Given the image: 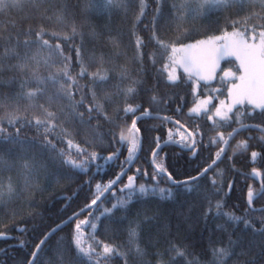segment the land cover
<instances>
[{"label":"snow or ice","instance_id":"6c2138e0","mask_svg":"<svg viewBox=\"0 0 264 264\" xmlns=\"http://www.w3.org/2000/svg\"><path fill=\"white\" fill-rule=\"evenodd\" d=\"M114 14L129 26L128 45L126 34L112 26ZM0 17V177L24 161L23 188L34 195L46 191L38 181L41 172L51 184L72 174L87 175L94 165L100 170L104 165L97 161L109 164L119 159L122 148L127 152L115 178L94 189L91 179L84 181L91 199L85 194L84 206L46 233L26 264H41L42 254V264H153L150 255L155 264H264V206L256 207L264 200V171L252 167L246 173L236 167L237 156L252 163L264 159V0H0ZM104 17V24L93 22ZM52 23L61 30L50 31ZM140 25L147 37L140 34ZM199 28L206 39L183 43ZM150 46L153 51L145 52ZM228 58L233 66L222 69L221 61ZM218 75L222 86L211 88ZM182 84L190 88V106L189 94L175 91ZM149 119L169 126L164 145L188 153L189 162L209 153L203 166L193 169L195 175L181 180L168 170L160 157L161 137L151 147L152 138L145 134L152 129L142 133L138 126ZM252 130L262 135L232 144ZM145 139L152 171L143 170L145 182L137 184V167L117 196L115 186L126 167L131 170ZM104 144L116 146L106 157L96 150ZM226 174L233 178L226 180ZM237 176L253 181L236 205L243 206L241 215L225 210ZM162 180L165 187H160ZM110 192L113 202L101 210ZM21 195L11 175L7 182L0 178V211H8ZM153 200L179 202L176 216L184 223L200 209L195 219L209 234L200 254L205 259H189L186 248L169 239L167 224L142 246L141 233L161 215L159 207H143ZM133 204L142 205L134 215ZM11 212L17 214L15 208ZM73 220L69 235L49 245L51 236ZM102 226L105 236L126 232L125 241L98 238ZM0 238L9 237L0 232ZM18 247L28 244L21 241ZM168 253L174 255L165 261Z\"/></svg>","mask_w":264,"mask_h":264},{"label":"trees","instance_id":"16d2710c","mask_svg":"<svg viewBox=\"0 0 264 264\" xmlns=\"http://www.w3.org/2000/svg\"><path fill=\"white\" fill-rule=\"evenodd\" d=\"M151 2V0H150ZM151 12V9H150ZM13 15H19L17 13H13ZM3 19V17H0ZM148 19H151V15H149ZM98 22L100 24H104L106 22V17L104 18H97V20L93 21ZM112 26L114 28H119L122 30L126 35L124 38V44H129V38L127 36V32L129 30V26L126 23H123L119 16L113 15L112 17ZM147 23V20L145 21ZM222 23V21H221ZM143 25H140V34L144 37H147L149 33L142 31ZM185 27L191 28L192 25H185ZM50 31H60V26L55 23H52L49 26ZM231 31V29H228ZM205 30L203 28H199L198 31H195L191 34L189 39H185L183 43H188L192 41H196L199 39L206 38L204 34ZM208 35L212 34H219V32H212L209 31ZM56 41H53L55 43ZM79 40L77 39V43ZM88 48L91 45H87ZM107 51V49H106ZM123 51V48L121 49ZM153 49L148 47L145 49V52H151ZM128 56L132 55V47L129 46L127 49ZM74 56V53H72ZM119 62L121 64L125 63V59L123 56L120 57ZM233 61L231 59L223 60L221 63L222 69L233 66ZM78 70V69H77ZM95 70V69H92ZM181 75H183V71H179ZM221 85L220 79H215L213 82L210 83V87L213 88L214 86ZM163 91V89H162ZM175 91L179 92L180 95H184L188 93V100L189 106L191 102V95H190V88L184 87L182 84L179 89ZM203 91V88L201 89ZM226 94V88L224 89ZM175 107V105H173ZM185 112H187V108H185ZM164 113H161L163 115ZM0 115H3V112L0 111ZM155 115V114H154ZM183 119V118H182ZM131 120L129 118L128 123ZM245 122H252V121H245ZM204 123L203 121L201 122ZM142 129V133L144 129L151 128L150 133H146L145 135H150L152 138L151 147H155V137H161V143L167 139L168 134V127L169 126H162L161 121L157 119H149L146 122L142 121L138 125ZM235 126V125H233ZM103 131V129H101ZM205 132L207 133V127H205ZM175 131V128H173ZM32 133H29L31 135ZM210 135V133H207ZM255 136L259 137L262 135L261 132L252 130L251 132H243L241 135L237 136L235 140L232 141V144L235 143L246 137V136ZM207 139V136H206ZM255 141L253 144L255 145ZM116 146L108 147L107 144L101 145L96 150L100 152L102 157H106L111 151H115ZM163 151L160 152V157L164 158L163 162L165 166L168 168L170 172H172L177 179H185L187 175H195L196 172L193 171L194 168L199 164L203 166L205 160L207 159L209 153L207 151L201 152V155L191 162L188 160V153H181L180 149L175 145L162 144ZM91 150V149H90ZM246 153L245 156L250 155ZM254 150L259 151V148L256 147ZM215 149H212L214 152ZM150 145L149 141L145 139L143 150L138 154V159L134 164L130 166L131 170L126 172V175L123 176V179L117 186L122 185L125 183V179L127 175L133 174L135 169L139 167L141 169V173L139 174V178L137 180V184L145 182V177L143 176V170L147 169L149 173H151L152 169L150 167ZM228 154H232V149H228ZM127 155L126 147L121 149V154L119 155V159L114 160L109 164H104L103 160L97 161L98 164L104 165V167L100 170L96 168L94 165L91 171L87 174H72L71 179H60L58 182H52L49 184L45 179L44 174H41L38 177V181L41 187H46V191L44 192H36L32 195L28 190L23 188L24 180L22 176V165L24 161H18L17 166L13 169L11 173L4 172L2 174V179L7 182V178L11 175L12 180L17 186L22 190V195L18 200L14 199L12 203L9 205L8 211H0V232H4L7 235H10L8 239L0 238V264H20L21 260L25 261L27 257H30L31 251L35 248V244L39 242L43 236L53 228L55 225L59 224L60 222L64 221V219L68 218L73 214V212H77L80 208L84 206L86 202L84 197L85 194H88V199H91V194L89 193V186L84 183V181L91 179V187L94 189L96 183H107L110 179L115 178L116 174L120 172V163L125 159ZM210 162V161H208ZM223 167V165H221ZM236 167L243 172H250L252 167H257L261 171H264V159L257 158L255 163H252L250 158L245 160L241 156L236 157ZM212 173L210 172L209 175ZM233 177L231 174H226V180L232 179ZM252 180L245 182L241 177H236V186L234 191L231 193V197L228 200V208L225 210L235 211L237 215H241L244 211L243 206L236 207V205H241V197L242 193L246 191V184L252 183ZM148 183H153L150 178L148 179ZM81 185H83V189L81 190ZM166 185L163 183V180L160 184V187H165ZM256 186L258 183L256 182ZM114 191L116 192L117 196L120 195L119 190L115 186ZM112 193H108L107 197L108 200L105 204L101 205V210L104 206L110 207ZM71 198V199H68ZM264 206V200L257 201L256 207ZM142 205L140 204H133L132 211L133 215L137 208H141ZM148 208H156L159 207L161 215L159 216L158 220L155 221L151 228L141 233V244L146 242V237L150 234H154L157 232L158 229L163 228L166 224L170 227V236L169 239L175 240L179 244L183 245L186 248V251L191 255L188 257L189 259H205V257L201 256L203 249L208 247V232L203 230V222H197L195 217L199 215L200 209L194 212L193 220L190 223H184L183 218L180 217L179 219L176 216V212L181 210L179 207V202L173 203L171 201H159L158 203L153 200L148 205L143 206ZM15 208L16 215H12L11 209ZM99 214V213H97ZM151 214V213H149ZM87 213L80 216L79 219H83ZM117 215H121V213H117ZM107 223V222H106ZM75 220L71 222V224L64 226V228L60 231H57L53 236H51L50 240L48 241L49 245H54L56 241H58L62 237H67L71 231V228L74 226ZM179 224V227L177 226ZM18 228L26 229L25 232H19ZM90 231V229H89ZM98 238L107 239L114 244L123 243L126 239V232H120L118 235L113 237L111 234L105 236L103 226L99 230ZM21 241H26L28 247L26 249H22L18 247ZM161 250H163L164 245L160 246ZM150 252L155 251V249H149ZM174 254L168 253L164 256L165 261L169 259L170 256ZM41 264L46 256L44 254L41 255ZM153 261L155 264V258L151 255L147 257ZM113 264H119V261L116 260ZM178 264H183V261H179Z\"/></svg>","mask_w":264,"mask_h":264},{"label":"water","instance_id":"95a60500","mask_svg":"<svg viewBox=\"0 0 264 264\" xmlns=\"http://www.w3.org/2000/svg\"><path fill=\"white\" fill-rule=\"evenodd\" d=\"M161 144H163V142H162ZM125 171L128 172V167H126ZM130 175H131V174H130ZM126 182H127V177H126V179H125V183H126ZM257 183H259V182L257 181ZM117 185H118V184H117ZM117 185H116V187H117V189L119 190L120 187H122L123 184H122V185H119V186H117ZM260 207H261V206H260ZM78 211H79V210H78ZM67 219H68V218H66V219H64V220H67ZM61 223H62V222H60L59 224H61ZM57 225H58V224H57ZM57 225H55L53 228H55ZM53 228H51V229H53ZM51 229L48 230V232L51 231ZM48 232H47V233H48ZM6 235H7V234H6ZM7 236L10 237V235H7Z\"/></svg>","mask_w":264,"mask_h":264},{"label":"rangeland","instance_id":"374dc122","mask_svg":"<svg viewBox=\"0 0 264 264\" xmlns=\"http://www.w3.org/2000/svg\"><path fill=\"white\" fill-rule=\"evenodd\" d=\"M218 35V34H217ZM203 39H206V38H203ZM199 40H201V39H199ZM195 41H192V42H188V43H194ZM188 43H185V44H188ZM228 59H231V58H228ZM227 60V59H226ZM221 63H222V61H221ZM229 67H231V66H229ZM229 67H226V68H224V69H227V68H229ZM178 71H183V69H179ZM219 79V75L216 77V79ZM213 82V81H212ZM211 83V82H210ZM222 85H217V86H214L213 88H220ZM221 99H223V96H221Z\"/></svg>","mask_w":264,"mask_h":264}]
</instances>
